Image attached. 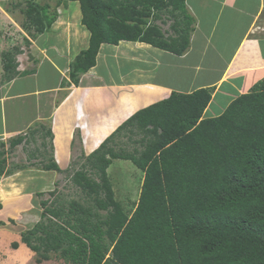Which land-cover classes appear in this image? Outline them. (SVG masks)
<instances>
[{"label": "trees", "instance_id": "trees-1", "mask_svg": "<svg viewBox=\"0 0 264 264\" xmlns=\"http://www.w3.org/2000/svg\"><path fill=\"white\" fill-rule=\"evenodd\" d=\"M37 1L11 2L25 16L22 26L32 38L57 18L56 7ZM77 1L90 33L88 46L70 61L61 86L78 84L103 43L141 41L176 55L190 46L194 19L185 0ZM165 18L172 20L169 34L157 23ZM24 41L30 44L27 37ZM22 52L19 45L2 52L0 81L34 72L17 70L15 57ZM212 91H171L135 111L87 154L69 176L87 200L72 199L65 206L55 199L53 207L41 200L39 220L21 234L37 260L55 254L70 264H264V77L222 113L201 118ZM127 133L141 134L135 141L141 148L111 145ZM22 139L12 138L10 146ZM5 153L0 149V175ZM117 158L143 172L129 216L108 178L107 168ZM42 166L59 170L53 161Z\"/></svg>", "mask_w": 264, "mask_h": 264}, {"label": "crops", "instance_id": "crops-1", "mask_svg": "<svg viewBox=\"0 0 264 264\" xmlns=\"http://www.w3.org/2000/svg\"><path fill=\"white\" fill-rule=\"evenodd\" d=\"M185 5L195 25L190 46L185 53L175 55L163 49L158 51L160 48L141 41L103 43L99 47L95 65L80 74L78 84L71 85L67 95L58 104H53V94L47 97L42 95L46 90L43 92L39 86V82L44 81L41 73L55 80L52 84L47 83V90L56 87L58 74H64L74 56L88 46L90 34L80 21L81 12L77 0H67L58 7L55 3L57 18L49 30L34 38L36 44L32 52L26 47L24 53L29 52L32 61L36 55L39 57L38 62L44 64H40L42 67L37 73L34 72L35 75L26 76V79L36 78L37 87L22 96L17 94L19 104L15 100V104L24 106L30 104L25 101V96L34 94L33 103L39 112H36L32 121L19 122L15 113L9 118L10 104L0 96V144L4 143L6 148H11L7 144L8 139L16 137V134L26 135V130L34 120L42 121L50 117L51 140L46 146L42 143V146L50 149L64 148L66 151L67 146L75 142L80 143L83 153L87 154L133 112L167 98L171 91L191 92L193 90L188 87L192 83L197 88H214L204 117L220 114L238 92L247 90L253 82L264 76V0H185ZM65 25L67 28L64 31L61 28H65ZM28 39L32 42V39ZM38 43L42 45L37 46ZM214 43H217L219 50L213 47ZM213 56L222 60L220 66L211 61ZM164 66H168L169 78L164 82L155 80ZM187 70L192 72L189 74L190 84L185 87L183 78ZM198 70H217L219 74L215 79L213 75L209 76L210 80L205 82L203 74L196 79ZM42 105L46 107L45 113L41 110ZM60 137V142H57ZM1 180L0 220H3L1 214L4 205L14 202V195L27 187L18 182L17 177ZM2 232L3 238L0 241L5 243L11 240L17 244L18 253H25L26 245L14 237L18 234L6 225L0 229V234Z\"/></svg>", "mask_w": 264, "mask_h": 264}, {"label": "rangeland", "instance_id": "rangeland-1", "mask_svg": "<svg viewBox=\"0 0 264 264\" xmlns=\"http://www.w3.org/2000/svg\"><path fill=\"white\" fill-rule=\"evenodd\" d=\"M12 1L15 0H0V79L3 73V63L1 61V54L3 51L7 52L8 49H10V47L13 45H19L24 51L28 48L29 52H32L36 44L34 38L29 37L26 30L23 29L22 22L24 21L25 16L18 8L11 7ZM48 1H50L49 3L52 5L51 7H55V3L56 7H58L60 4H65L67 2V0H38L37 2L42 4L48 3ZM164 16H162V18ZM165 19L166 22L164 24L159 20L157 23L160 24L165 33L169 34L171 32L169 30V24L172 20L167 18ZM66 26L67 25H65V28L61 29L65 31L67 28ZM31 32L34 31L31 30ZM39 34L41 33L37 32L36 36ZM26 35H28V38L32 39V42L30 41L29 45L25 44L24 41V38L27 37ZM40 45L42 44L38 43L37 46ZM196 46H199V44H196ZM213 47L216 49L218 48L219 50L217 43H214ZM157 50L161 51V49ZM222 50L223 49H221V51ZM29 52H26V54L23 52L22 54L17 55L19 62L18 68L24 69L28 67V69H34V72L37 73L38 69L42 67V65L40 66L42 62H38L39 57H37L35 54V58H33L32 61L31 58H29ZM223 56H225L224 53ZM216 57L217 56L211 57V61L220 66L222 60H220L219 57ZM36 58L37 60L35 61ZM40 58L43 59L44 56L41 55ZM201 66L204 68V64ZM166 67L164 66L160 69V74L155 76V80L162 82L167 81L170 74ZM34 72L30 74L35 75L36 73ZM187 72L188 73H184L186 76L183 78V81L186 83L185 87L190 84L189 74L192 71L187 70ZM202 74L206 78L205 82H207L210 80L209 76L213 75V79H215L219 72L217 70L206 72L204 70H198L196 79H198V77ZM27 75L17 76L14 78V80H10L9 82L3 80L0 81V96H2L6 101L8 100L11 108L8 109V117L11 118L12 114L15 113L18 118L17 121L19 122L28 120L32 121L36 112H39L38 107L33 103L34 94L29 93L25 96L26 98L24 97L25 101L30 104H26L24 106L23 104L18 105L20 99L17 98V94L22 96L23 93L31 92V89L35 90L37 87V84L35 85L36 78L27 77L26 79ZM65 75H67L66 72L62 75L58 74L59 78L56 82V87L52 86L51 90H47V83L52 84L55 82V80L52 79L51 76L46 77V75L41 73L44 81H40L39 86L43 92L46 90V93H42V95L43 97H47V95L53 94L55 96V98L51 101L53 104H58L69 92V87L73 85V83H71L69 85L61 86V81L63 79H68ZM188 88H190V90H195L197 85L192 83V85ZM184 91H186V88ZM15 100L18 104H15ZM13 106L16 108L14 109ZM45 106L42 105L41 109L44 111V113L46 112ZM13 109L17 110L14 111ZM19 112L20 114L18 116ZM49 127H51L50 117H45V119L42 121L34 120L33 124H31V126H29L27 129V132L35 130L33 139V136H30L28 137L29 140L26 141V143L24 141L19 143L18 146L11 148H6V144L4 145V143L3 145L0 144V149L3 148L6 152L5 154H7L4 166L5 173L0 175V181H2L1 178H4L3 181H6L8 179H14L17 177L18 182H21V184L27 187V189L20 190L17 192V195H14V202H11L9 205H4L1 214L3 220H0V229H3L5 225L12 229L16 234H18L14 237L20 239V243L22 245H25V243L22 241L21 234L24 231L30 229L40 218V214L43 210V206L40 202L41 200L51 201V203L48 202L46 204L48 207H53L52 202L55 199L59 200V202L64 201L65 206L72 199L78 200L80 203H83L84 200H87V197L84 196L80 189L77 188L69 179V176L86 162V156L82 151L80 143L73 142L71 146H67L66 151L64 148H52L51 146V149L49 147L44 148V146H41L40 144L44 142L46 146L51 140V138L46 134ZM16 136L18 135L16 134ZM14 137H11V139ZM61 138L62 137L58 138L57 142H60L59 139ZM138 138H140V135H131L129 138V134L127 133L124 136H117L116 139H114L115 141L112 140L111 145L116 150L123 148L125 150L132 151L135 147L141 148V146L135 142L138 140ZM11 139L7 140V144H10ZM4 141H6V139ZM65 152L66 155H64ZM52 161L58 165L59 170L44 169L42 165ZM107 173L108 178H110V183L116 201H118L124 207V212H126L129 216L138 199L143 172L138 169L130 160L117 158L112 160L110 166L107 168ZM52 191L55 194H52ZM14 210H17V212H13ZM99 213L103 214L104 211H100ZM0 238H3V232L0 234ZM18 250L19 248L17 244L11 242V240H6L5 243L3 240L0 241V264H70L65 261L62 256L55 258V254L51 255V257H53L51 259L37 260V258L40 257L27 248V246L24 254L18 253Z\"/></svg>", "mask_w": 264, "mask_h": 264}, {"label": "clouds", "instance_id": "clouds-1", "mask_svg": "<svg viewBox=\"0 0 264 264\" xmlns=\"http://www.w3.org/2000/svg\"><path fill=\"white\" fill-rule=\"evenodd\" d=\"M56 12H57V10H56ZM159 21H160V20H159ZM163 24H164V23H163ZM192 27H193V30H192V32H191L190 41H191V38H192V34H193L194 30H195V29H194L195 25L192 24ZM190 43H191V42H190ZM21 49H22V47H21ZM160 49H161V48H160ZM187 49H188V48H187ZM163 50H164V49H163ZM22 51L25 52L23 49H22ZM23 52H22V53H23ZM185 52H186V51H185ZM185 52H184V53H185ZM22 53H20V54H22ZM17 55H19V54H17ZM175 55H176V54H175ZM181 55H182V54H181ZM15 58H16V62H17V70H18V71H23L24 69H28V67H27V68H24V69H19V68H18V67H19V62H18L17 56H16ZM28 60H29V59H28ZM29 69H30V68H29ZM66 73H68V69H67ZM18 76H19V75H18ZM16 77H17V76H16ZM263 77H264V76H263ZM14 78H15V77H14ZM14 78H13L12 80H14ZM261 78H262V77H261ZM253 83H254V82H253ZM253 83L248 87L247 90H244V91L241 92V93L238 92L237 95H236L234 98H236V97H237L238 95H240V94H243V93L249 91V89L252 87ZM211 88H213V87H211ZM197 89H198V88H197ZM213 90H214V88H213ZM212 92H213V91H212ZM212 92H211V98H212ZM234 98H233V99H234ZM209 102H210V101H209ZM229 103H230V102H229ZM229 103H228V104H229ZM208 104H209V103H208ZM207 106H208V105H207ZM207 106H206V107H207ZM206 107H205V109H206ZM205 109L203 110V113H204ZM136 111H137V110H136ZM133 113H134V112H133ZM133 113H132V114H133ZM203 113H202L201 118H208V117H204ZM221 113H222V112H221ZM132 114H131V115H132ZM128 117H129V116H128ZM128 117H127V118H128ZM211 117H213V116H211ZM127 118H126V119H127ZM126 119H125V120H126ZM125 120H123V121H125ZM123 121H122V122H123ZM122 122H121V123H122ZM121 123H120V124H121ZM120 124H119V125H120ZM119 125H118V126H119ZM118 126H117V127H118ZM117 127H116V128H117ZM116 128H115V129H116ZM115 129H114V130H115ZM114 130H113V131H114ZM48 131H49V129H48ZM113 131H111V133H112ZM111 133H109L106 137H108ZM34 134H35V130H34V133H31V131H30V132H27V130H26V135L23 134V133H21V134H18V136H22V137H23L22 142L25 141V143H26V141L29 140L28 137L33 136ZM140 135H141V134H140ZM106 137H105V138L99 143V145H100V144L106 139ZM140 137H141V136H140ZM33 138H34V136L32 137V139H33ZM138 139H139V138H138ZM31 141H32V140H31ZM20 143H21V142H20ZM43 144L45 145L44 142H43ZM4 145H5V144H4ZM17 145H18V144H17ZM40 145L42 146V144H40ZM99 145L96 146V147H95L93 150H91L90 152H92V151H94L96 148H98ZM15 146H16V145H15ZM82 151H83V150H82ZM90 152H89V153H90ZM89 153H87V154H89ZM84 154H85V153H84ZM87 154H85V156H86ZM5 156H6V154H5ZM52 170H53V169H52ZM4 173H5V168L3 169V173H2V174H4ZM2 174H1V175H2ZM23 243H24V242H23ZM25 245H26V244H25Z\"/></svg>", "mask_w": 264, "mask_h": 264}]
</instances>
